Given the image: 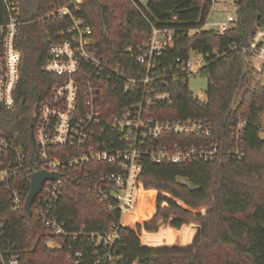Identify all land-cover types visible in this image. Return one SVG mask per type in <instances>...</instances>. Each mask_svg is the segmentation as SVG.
<instances>
[{
  "label": "trees",
  "instance_id": "obj_1",
  "mask_svg": "<svg viewBox=\"0 0 264 264\" xmlns=\"http://www.w3.org/2000/svg\"><path fill=\"white\" fill-rule=\"evenodd\" d=\"M20 2L23 22L17 43L22 77L15 108L0 104V131L30 152L29 160L37 154L31 108L46 100L52 87L61 81L42 67L49 57L50 44L61 40L59 34L72 23L71 15L61 17L57 13L64 5L92 27L97 53L120 62L127 70L142 69L136 56L153 27L174 29L172 43L157 59L154 73L158 78L150 94L168 97L156 99L150 111L160 118L207 119L214 128L205 139L220 145L221 152L214 160L143 162L138 219L135 227L124 228L123 245L114 247L123 256L118 264H264V82L239 47L249 41L257 27L264 26V0H235L236 24L221 35L205 28L213 0ZM7 19L5 1L0 0V23ZM193 50L205 59L199 71L208 78L204 99L192 92L190 77L175 60L187 61ZM142 89L140 85V93ZM99 96L103 113L108 116L138 98L107 80H101ZM241 117L247 122L243 141L246 153L242 159H234L227 154L234 143L230 126ZM188 141L197 140L190 137ZM66 184L57 212L66 221L68 232L81 227L103 230L118 221V213L94 197L89 183L69 180ZM0 217L7 232L3 244L10 240L20 254V264H96L98 255L87 237L75 241L73 236L54 235L35 214L13 212L3 186ZM162 224L168 226L169 240L155 242ZM49 237L62 247L50 249ZM71 246L83 253L79 263L67 258Z\"/></svg>",
  "mask_w": 264,
  "mask_h": 264
},
{
  "label": "built area",
  "instance_id": "obj_2",
  "mask_svg": "<svg viewBox=\"0 0 264 264\" xmlns=\"http://www.w3.org/2000/svg\"><path fill=\"white\" fill-rule=\"evenodd\" d=\"M4 1L8 19L0 23V104L13 109L22 77L17 36L23 12L20 0ZM76 3L81 4L82 0ZM57 13L61 17L71 15L72 23L59 34L61 40L50 44L49 57L42 67L44 72L57 75L61 81L52 87L46 100L31 108L36 121L37 154L33 161L29 160L31 153L0 131V186L7 191L12 211L28 215L26 199L31 192L33 173L41 169L60 173L58 179L44 181L33 201L31 216L35 214L54 235L73 236L75 241L78 237H87L98 255L96 264H118L123 256L114 247L123 245V230L132 226L131 215L138 214L143 162L146 159L153 163L207 162L218 156L220 145L205 141L214 129L207 119L160 118L150 111L156 99L168 97L167 94H150L158 78L154 73L157 59L172 43L174 29L153 27L136 56L142 69L127 70L120 62L97 53L92 27L84 18L74 17L66 5ZM235 21L230 15L217 23L215 31L225 34ZM248 40L239 47L255 69L262 72L264 26L257 27ZM254 59L259 63L255 65ZM175 60L189 77L199 74L205 65V59L196 63L190 57L187 61ZM101 80L113 82L115 88L126 94L137 95V100L119 107L113 115H106L100 103ZM140 85H143L141 93ZM246 124L241 117L230 126L234 143L227 154L234 159H242L246 153L243 144ZM190 137L195 138L196 143L189 142ZM69 180L89 183L94 197L118 213V221L103 230L87 231L81 227L68 232L66 221L57 212V204ZM6 233L5 222L0 217V264H20V254L10 240L3 244ZM47 246L54 249L61 248L62 244L49 237ZM101 252L104 255L101 256ZM66 253L74 263H79L83 256L82 251L73 246Z\"/></svg>",
  "mask_w": 264,
  "mask_h": 264
},
{
  "label": "rangeland",
  "instance_id": "obj_3",
  "mask_svg": "<svg viewBox=\"0 0 264 264\" xmlns=\"http://www.w3.org/2000/svg\"><path fill=\"white\" fill-rule=\"evenodd\" d=\"M143 3H146V0H141ZM211 11L208 15L205 28L217 30V23L227 20L230 15L237 18V10L238 6L236 5L235 0H213ZM190 59L194 63L204 60L203 55L199 52L193 50L190 53ZM253 63L256 65L259 63V60H253ZM264 67V63H263ZM260 78L264 82V71L260 72ZM208 78L207 76H202L200 74L191 75L189 78L188 84L192 92L198 95L200 98L204 99L206 96L205 90L207 88ZM262 137H264V130L261 133ZM185 180V179H183ZM186 181V180H185ZM131 225L132 227L136 226L138 216L137 214L131 215ZM169 230L167 224H162L159 227L157 237L155 238V242H166L169 240Z\"/></svg>",
  "mask_w": 264,
  "mask_h": 264
},
{
  "label": "water",
  "instance_id": "obj_4",
  "mask_svg": "<svg viewBox=\"0 0 264 264\" xmlns=\"http://www.w3.org/2000/svg\"><path fill=\"white\" fill-rule=\"evenodd\" d=\"M59 177H60V173L56 171L50 172L46 169L37 170L33 173L32 182H31L32 185L31 192L29 193L26 199V212L28 216H31L32 214L31 207L33 201L37 193L42 189V186L44 185L43 184L44 181L58 179Z\"/></svg>",
  "mask_w": 264,
  "mask_h": 264
}]
</instances>
